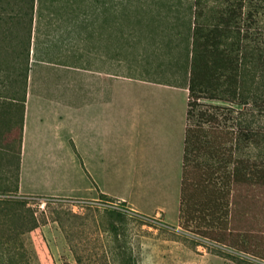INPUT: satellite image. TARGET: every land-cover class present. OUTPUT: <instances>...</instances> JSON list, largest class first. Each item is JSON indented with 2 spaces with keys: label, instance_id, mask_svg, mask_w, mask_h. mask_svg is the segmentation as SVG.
Listing matches in <instances>:
<instances>
[{
  "label": "rangeland",
  "instance_id": "rangeland-1",
  "mask_svg": "<svg viewBox=\"0 0 264 264\" xmlns=\"http://www.w3.org/2000/svg\"><path fill=\"white\" fill-rule=\"evenodd\" d=\"M227 4V0H43L33 26L30 55L32 89L43 94V88L39 87L42 77L38 78L41 71L46 78L56 71V94L42 95V97L48 99L65 97L58 94V91L65 87H69L68 90H76L77 95L80 94L79 74L75 85L65 84V87L59 88L63 81L68 80V74L66 72L63 76L61 70L54 64L57 66L71 62L83 66L84 32L87 20L92 12L102 9L109 21L110 43L116 41L118 37L119 54L115 55L111 52V57L121 61L120 73L131 75L136 79L167 82L173 86L174 92L169 88L149 87L151 95L149 113L146 117L143 112L142 120L143 125L147 122L149 127L154 128L155 125L157 128L163 127L167 161L172 159L175 172L171 189L175 196L180 185L177 171L178 158L180 156L182 160L188 95L186 86L191 72L185 42L192 34L190 25L193 29L198 25L213 24L214 17ZM94 5L99 7H92ZM248 11L249 6L246 5L240 32L235 31L229 40V44L235 43L236 46L232 45L234 50H237L239 44L238 49L245 60L242 64L241 79L245 88L244 95L248 96L247 104L232 106L204 98L199 99L198 103L232 109L237 114H227L228 110H226L219 122L233 127H239V123L243 126L251 125L255 131L263 134V140L260 137L253 145H243L240 151L242 156L262 163L264 162V106L256 107L252 101V94L257 93L256 88L261 79L259 75L261 66L259 65L257 69L254 63L259 62V49L264 47V13L254 24L250 18H247ZM68 17H71L70 30ZM126 39H136V41L127 42ZM37 59L44 60L43 64L47 63V66L36 63ZM115 60L110 62L113 63ZM52 88L53 83L50 82L49 89ZM0 89L3 94L8 90L5 77L0 82ZM0 101L6 103V108L11 104L8 100ZM7 113V116H4L3 110L0 111V130L3 133V138L0 140V197L25 201L23 210L29 221L31 219L29 225L36 223L38 226L22 239L12 240L6 245H19L22 240L25 243L31 241L40 264L74 263L75 256L71 246H81L90 251L97 248L99 254L97 256L93 254V257L98 260L101 257L99 248L111 241L106 238L107 233L100 231L99 228L102 224L108 226L110 220L107 217L100 220V217L104 216L105 208L119 210L123 206L122 203L116 200L110 203L102 199L95 202L86 199L26 197L11 193L16 186L17 178L18 143L17 138L13 137L18 134V128L11 124L10 128L7 127L8 123L5 119L10 122L16 117L13 109L8 110ZM3 118L5 123L1 122ZM2 147L8 149H1ZM44 153L48 154L49 151H36L34 162H41L38 156ZM54 154L56 155V151ZM35 171H37L35 177L38 178L36 187L47 195L56 196V193L69 197L89 195L90 182L79 162L76 167L39 166ZM175 209L169 210L168 223L163 217H148L149 220L144 223L134 217L128 218L127 228L132 243L140 249L141 264H235L231 260L211 253L217 247L232 252L229 246L245 251V254L233 252L244 256L251 264H264L263 183L234 185L230 198L229 228L223 231H208L209 240L203 241L206 247L197 246L201 241L200 238L188 234L178 225H171L178 218ZM0 221L2 222L0 239L3 240L1 236L9 234L7 225H17L18 222L6 219Z\"/></svg>",
  "mask_w": 264,
  "mask_h": 264
},
{
  "label": "trees",
  "instance_id": "trees-1",
  "mask_svg": "<svg viewBox=\"0 0 264 264\" xmlns=\"http://www.w3.org/2000/svg\"><path fill=\"white\" fill-rule=\"evenodd\" d=\"M42 2L43 0H0V82L5 77L8 83L5 94L0 89V98L9 100L20 108L17 169L30 72L33 26ZM227 2V6L214 17L213 24H202L193 29L190 25L192 34L185 42L191 72L186 86L189 94L179 226L188 234L200 238L197 246L204 247L207 245L203 241L209 240L208 231L229 228L230 198L234 185L264 184V162L252 161L240 153L243 145H253L260 137L263 140V134L255 131L251 125L243 126L239 123V127H233L219 122L226 110L227 114H237L232 109L198 103L201 98L232 106L246 105L248 102L241 79L245 60L241 57L239 44L237 50H234L232 45H236L232 42L229 44V40L235 31L240 32L246 5L249 6L247 18L255 24L264 13V0ZM130 40L136 41L126 39L127 42ZM259 50V62L254 64L257 69L261 66V79L256 88L257 93L252 94L256 107L264 106V47ZM13 192H17V185ZM101 199L113 202V199L105 195ZM25 204V201L19 199L0 198V220L18 222L17 225L8 224L6 228L9 234L1 236L4 239H0V264H40L31 241L25 243L22 240L19 245H6L12 240L22 239L38 226L36 223L29 225L31 219L29 221L25 215ZM122 205L119 210L105 208L104 216L100 217V220L106 217L110 220L108 226L102 224L99 228L107 233L106 238L111 239L107 245L99 248L101 257L98 260L93 257V254H99L97 248L90 251L81 246H71L75 262L64 264H141L140 249L132 243L127 223L130 217L143 223L149 218L136 215L125 208V204ZM229 248L232 252L217 247L211 253L235 264H251L244 256L234 253L245 254V251L232 246Z\"/></svg>",
  "mask_w": 264,
  "mask_h": 264
},
{
  "label": "crops",
  "instance_id": "crops-1",
  "mask_svg": "<svg viewBox=\"0 0 264 264\" xmlns=\"http://www.w3.org/2000/svg\"><path fill=\"white\" fill-rule=\"evenodd\" d=\"M70 25L71 17H68L69 30ZM84 39L83 66L71 62L57 66L54 64L63 76L66 72L68 74V80L63 81L59 88L65 87V84L75 85L79 74V95L76 90H68L67 86L68 88L58 91V94L65 97H42L56 94V71L48 78L41 71L38 78L42 77L39 83V87L43 88L42 94L32 89L33 76L30 66L16 178L17 192H13L14 195L86 199L95 202L105 195L125 204L126 208L136 215L163 217L167 223L169 210L173 211L176 207L174 212H177L178 218L171 225L179 226L188 95L182 160L180 156L178 158L180 185L174 196L171 189L175 172L172 159L167 161L163 127H149L147 122L143 125L142 120L143 112L146 117L149 113V87L169 88L173 91V86L167 82L136 79L120 73L121 61L111 57V52L119 54L118 37L110 43L109 21L102 9L92 12L88 17ZM113 60L115 63L110 62ZM43 62L41 59L36 61L42 66H47V63ZM50 82L53 83L52 89H49ZM1 103L3 104L0 105V111L3 110L4 116L12 109L16 116L10 122L5 119L8 123L6 126L11 124L18 128L19 106L11 103L6 108V103L0 101ZM1 122L5 123L4 118ZM2 138L3 133L0 130V140ZM13 138L18 141V134ZM8 147L1 149L6 150ZM41 150L49 153L38 156L41 162H34V153ZM77 162L90 182L88 196L69 197L57 193L56 196H51L36 187L37 167H76Z\"/></svg>",
  "mask_w": 264,
  "mask_h": 264
},
{
  "label": "built area",
  "instance_id": "built-area-1",
  "mask_svg": "<svg viewBox=\"0 0 264 264\" xmlns=\"http://www.w3.org/2000/svg\"><path fill=\"white\" fill-rule=\"evenodd\" d=\"M1 198V197H0Z\"/></svg>",
  "mask_w": 264,
  "mask_h": 264
}]
</instances>
